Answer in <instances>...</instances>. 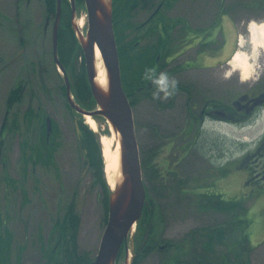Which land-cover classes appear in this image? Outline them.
I'll use <instances>...</instances> for the list:
<instances>
[{
  "label": "rangeland",
  "instance_id": "374dc122",
  "mask_svg": "<svg viewBox=\"0 0 264 264\" xmlns=\"http://www.w3.org/2000/svg\"><path fill=\"white\" fill-rule=\"evenodd\" d=\"M14 1L0 0V70H3L2 65L7 64L18 52L16 49L18 27L21 28V39L25 41L24 56L18 57L13 65H9V69L0 71V132L4 126L0 134V231L3 228L11 235L10 264H45L42 246L47 245L53 222L61 217L63 208L72 200L76 205V215L79 217V227L75 235L78 250L90 253L94 258L105 224L99 191L97 187H94L92 175L85 165L75 125L80 122L86 130L95 134L101 158L102 147L99 139L112 138L108 129L109 125L103 119L94 118L96 130L92 131L86 125L85 117L71 114L67 110L65 99L58 89L63 86V79L51 58L52 22H48L49 25L44 31V10L40 2L32 0L29 4L16 3L15 6ZM187 1L182 0L175 12L171 13V17L175 22L181 23L193 19L190 26L194 32L187 46H185L183 30L177 28L168 32L169 45L175 54L165 67V72L172 71L165 84L167 87L177 84L188 89L189 93L195 94L198 102L203 97L207 100L227 102L239 94L240 89L248 85L256 74L264 69V52H259L254 71L244 82L240 80L241 76L238 72H231L230 67L225 64L228 58L238 50L235 47L236 39H243V51L250 54L246 26L264 22V16L260 13L261 11L250 9V5L255 4L256 0H224V11L230 12L229 15L234 24L226 18L221 19V0H189L192 7L191 10L190 6L187 9L190 11L189 15L180 13L181 8H187L184 6H187ZM237 4H241V7L236 8ZM14 6L17 23L13 17ZM235 11L237 14L234 13ZM85 13L82 4L75 10L70 23V25L73 24L75 33L82 38H85L87 33ZM80 19H83L84 24L79 29L76 24ZM38 62H41L43 66L40 69L46 92H41L37 85L36 64ZM80 62L78 59L76 68ZM30 64L36 65L34 75L28 71ZM181 67L184 69H180ZM25 84L27 89L22 101L6 115L5 101L10 90ZM29 91L35 94L31 100V108H39L42 116L50 118L56 127L57 136L53 142L57 147L53 152L52 162L55 170L40 166L33 167L30 160L24 162L22 147L30 146L36 138L35 125L28 130L22 118L29 106L27 101ZM178 91L175 93L177 97L170 109L146 100L139 102L131 109L139 161L143 154L146 156L147 151L158 147L159 153L156 152L151 162L157 170L162 171L163 168L159 165L164 162L165 170L172 172L179 182L185 180L189 181L193 187L195 185L206 187L210 194L220 195L223 200H242L238 186L241 178L236 175L234 168L241 156L251 151L263 135L262 123L259 121L255 125L239 129L231 126H216L212 130L209 129L205 135L206 142L197 144L199 149L197 151L206 159L193 156L191 160L184 161L187 162L186 164L183 162L184 165L178 167L174 154L177 153L175 151L182 141L165 142L167 137L172 139L174 135L176 136L184 125L185 111L182 107L183 100L180 99L184 97L182 92ZM155 95L158 101H166L161 100L162 95L165 96L162 92L156 91ZM13 116H16L17 130L9 129ZM117 139L120 141L119 135ZM24 149L25 157H28L30 154L26 148ZM141 174L145 188L146 181L143 180L142 171ZM6 180L14 182V187H8ZM195 182L197 183L194 184ZM172 185L174 187V184ZM182 187L186 188L185 184ZM178 197L181 198L179 202L171 195L158 203L160 211L163 212V219L159 221L157 213L153 214L150 239L147 240L144 237L138 245L139 247L143 244L149 248L150 245L156 244L153 251L146 255L142 254L144 253L140 252L142 247L139 249L133 242L131 253V242L128 239L124 246V254L115 264H129L130 257L135 258L134 249L136 264H174L176 260L183 264H198V262L209 264L206 260L210 256H204L203 261L198 262L195 258H189L185 237L194 229L212 227L224 222L226 216L214 213L200 215L194 207H187L186 199ZM246 204L248 206L245 216L248 223L247 238L249 247L252 249L248 258L249 263L264 264V203L258 201ZM166 242L176 248L164 250L160 248ZM184 243L185 251L181 252L178 248ZM197 249L199 251V248ZM224 249V245H217L213 249L215 255L211 258L218 256L219 260V256L226 252Z\"/></svg>",
  "mask_w": 264,
  "mask_h": 264
},
{
  "label": "trees",
  "instance_id": "16d2710c",
  "mask_svg": "<svg viewBox=\"0 0 264 264\" xmlns=\"http://www.w3.org/2000/svg\"><path fill=\"white\" fill-rule=\"evenodd\" d=\"M32 0H17L18 4L28 3ZM41 3L44 10V24L46 21L54 22L56 12V0H36ZM76 6H82L83 0H75ZM112 7V28L115 38L119 69L121 77L122 90L128 99L131 109L143 100H156V91L165 93L166 95H173L175 90H179L190 96L188 89L182 88L180 85H172L167 87L166 80L171 72H165V67L168 61L175 54L173 48L170 47V39L168 29L164 31H148L144 35L140 32H134L129 25V11L127 8L128 0H111ZM65 6H64V4ZM67 0H61V13L58 33H57V58L59 64L64 68L67 78L70 79L71 93L79 109L85 111L94 110V101L91 98L88 83L86 81L84 60L81 49L78 46L75 38L74 31L70 25V4ZM134 35H137L135 38ZM148 37L147 42L144 40ZM137 40L140 43L136 44ZM81 62L76 68L77 60ZM180 69H184L181 67ZM64 87L60 88L61 96H65ZM23 95L21 94V86L15 87L10 90L6 99V107L10 108L13 105H18L22 101ZM159 106H164L160 101H157ZM67 110H68V106ZM71 114L73 111L69 109ZM33 112L24 117V126L33 128L34 118L40 121L39 116H34ZM11 127L9 129L17 130L16 116H13ZM38 123V122H37ZM36 138L33 144L23 148V157L25 163L30 160L33 167L40 166L45 169L53 168V152L56 150L54 141L57 136L56 127L52 124L49 137H46L44 129L39 131V126L35 125ZM80 133L78 140L79 148L83 153L85 165L88 167L92 175L94 187H97L100 196V203L103 212V223L106 224V217L108 211V200L110 192L103 176V162L100 155L98 142L95 134L86 130L85 127L79 122L77 124ZM26 148L28 157H25ZM157 149L148 151L146 156L141 153L140 167L143 173V180L145 182L146 200L143 207L142 215L136 224L135 235H133V244L138 247L143 238L150 239L152 232L153 214L156 212L158 220L163 219V212L160 211L159 202L164 201L172 195L176 197V201L183 197V200L188 201L187 207H194L197 213L201 214H224L226 220L220 224L208 227L194 229L189 232L185 237V243L188 248L189 258H195L196 262L202 260L204 256L207 258L209 264H250L249 256L252 249L249 247L247 236V202L244 200H223L220 195L210 194L208 189L207 193L196 194L195 202L191 201L189 191L181 190L184 185L183 182H178L173 173H168L167 179H161L160 169L157 170L155 165L151 162L155 158ZM177 182V183H176ZM8 187H14V182L6 180ZM171 184H174L171 186ZM177 185V186H176ZM177 189H175L176 187ZM178 186L180 188H178ZM182 187V188H181ZM177 195V196H176ZM75 204L70 201L63 208V214L60 218L56 219L51 226L48 242L46 246H42L43 258L45 264H91L93 257L90 253L80 252L77 247V230L79 227V217L76 215ZM185 243L179 245L181 252L185 251ZM224 245V254L216 258L214 250L217 245ZM138 248L142 254H149L153 251L156 244L150 245L149 248L142 246ZM11 235L2 228L0 231V264H10V251H11ZM44 248V249H43ZM137 248V249H138ZM164 249L176 248L171 243H165L162 247ZM160 248L158 250H160ZM199 248V251L198 249ZM162 250V251H163ZM236 253V254H234ZM124 254V245H122L116 262ZM134 257L131 264H136V252L134 249ZM174 264H183L176 260ZM185 264V263H184ZM202 264V262H198Z\"/></svg>",
  "mask_w": 264,
  "mask_h": 264
},
{
  "label": "flooded vegetation",
  "instance_id": "af4514ba",
  "mask_svg": "<svg viewBox=\"0 0 264 264\" xmlns=\"http://www.w3.org/2000/svg\"><path fill=\"white\" fill-rule=\"evenodd\" d=\"M128 1L129 2L127 4V8L130 9L128 13L130 16V19L128 22H129V25L132 31L136 33L140 32L144 35L148 31L159 32V31H164L168 29L167 31L169 32V31H174L178 28L185 32V35L183 36L185 46H187V44L191 42V36L194 31H192L190 24L193 19L185 20V21H182L181 23V22H175V20H173L174 18L171 17V13L175 12L178 4L181 3L182 0H128ZM30 2L31 1L25 4H29ZM73 2H74L75 10H77L76 4H75L76 1L73 0ZM14 3L16 6L17 0H15ZM221 4H222L221 13H220L221 19L223 18L224 20V18H226L230 21L231 24L232 23L234 24L233 19L229 15L230 12H227L226 10H225L226 12L224 11V7H223L224 0H221ZM184 6L187 8L186 9L181 8L182 10L180 13L189 15L190 11L187 9L189 6L191 7L190 1L188 0L187 6L186 5ZM235 6L236 8H239L241 7V4H237ZM250 6H251L250 9H253V11L254 9H256V11H261L260 13H262L264 16V0H256L255 4L250 5ZM191 9L192 7L190 8V10ZM14 10H15V15L13 17L16 16V7ZM70 11H71V6H70ZM236 12L237 11H235L234 13ZM71 14H72V11H71ZM71 14H70V23L72 20ZM250 19L254 20L253 18H249V20ZM48 22L49 21H46L45 24L43 25L44 31L47 29L48 27L47 25H49ZM15 23H17L16 17H15ZM16 33L18 35V39L16 41L17 42L16 49H18V52L12 59H10V61L7 64L2 65L4 68L3 70L9 69V65H13L15 61L18 59V57L24 56L25 49L23 47H24L25 41L21 39V36H20L21 28L20 27L16 29ZM51 33H52V24H51ZM134 36L135 38H137V35H134ZM147 40H148V37H146L144 42H147ZM139 43L140 41L137 40L136 44H139ZM51 57H52V54H51ZM52 63H53V60H52ZM36 65H37V68H36ZM36 65L34 66L30 64L28 67V71L32 75H34L35 68L37 69L36 79L38 82L37 83L38 88L41 92H46L45 90L46 87L44 85L45 82L42 79V70L40 69L43 66H41V62H38ZM3 70H0V71L3 72ZM66 76L68 77L67 74ZM199 83H205V82H199ZM69 84H70V79H69ZM62 87H64V82H63V86H61L60 88ZM60 88H58L59 92H60ZM26 89H27L26 84L21 86V94L23 96H24V93L26 92L25 91ZM176 91L178 90H175L173 95H166L165 93H163L165 94V96L162 95L161 100H166V101L165 102L160 101V102L163 105H165V108L167 109L171 108L173 101L177 97V95L175 94ZM70 92H71V86H70ZM182 94H183L184 99L183 98H180V99L183 100L182 107L184 108V111H185L183 128L181 131H179L176 134V136L174 135L172 139H170L171 137H167L165 139V142L167 141L169 143L170 141L173 143V141L175 140L177 142L180 140L182 141L181 145L177 147L175 151L177 153L174 154L176 158V163H177L176 165H178V167H181L182 165H184L185 163L184 161H188V159L191 160V158H194L195 156H198V157L200 156V158L204 160L206 159V157L203 158V156L199 154L198 152L199 149H197V144L206 142L205 135H207V132H209L208 131L209 129L212 130L216 126H221V127L231 126V127H235L239 129L244 126L255 125L259 121L262 123L264 127V69L260 70L256 74V77L253 78L252 81L248 83V85H244L240 89L239 94L235 95L234 98H232L231 100L227 102L226 101L218 102L216 100H210V99L207 100V99H204V97L202 98L200 102H198L195 94L190 93V96L188 97L185 93L182 92ZM34 95H35L34 92L32 91L28 92L27 101H29L30 107L28 106L27 110H25L22 118L24 120V117L26 115H29L30 112H33L35 114L34 115L35 117L38 115L40 121H37V119L34 118L35 120L33 121L34 122L33 125L39 126L38 132L42 131V129H44V132H45L46 131L45 121L47 117H44V115L42 116L39 108L37 109L31 108V102H32L31 100L33 99ZM64 99H65V96H64ZM146 101L150 102L149 100H146ZM157 101H158L157 99L152 100V103L154 102L155 105H158ZM65 102H66V99H65ZM14 106H18V105L15 104L10 108H7L5 105V114L8 115V112H11ZM3 128L4 126H2L1 128L0 134L2 133ZM51 128H52V121H51ZM155 148L157 149L156 152H158L159 148L158 147H155ZM165 164L166 163L163 162L159 165L160 167L163 168V169L161 168L162 171H160L161 176H162L161 179H167L168 173H172V172H168L167 170H165ZM234 171L236 172V175H239V177L241 178V181L238 186L242 194V200L247 201V202H258V201L260 202L261 201L264 203V132H263V135L257 140L256 144L251 149V151L245 152L241 156V159L239 160L237 165H235ZM183 183L185 184L187 188V189L185 188V191L186 190L189 191L188 195L191 201L193 202L196 201V199L194 198L196 194L207 193L206 187H200V186L198 187L196 185L195 187H193V185H190L189 181H185V180L183 181ZM196 183L197 182H195L194 184Z\"/></svg>",
  "mask_w": 264,
  "mask_h": 264
},
{
  "label": "water",
  "instance_id": "95a60500",
  "mask_svg": "<svg viewBox=\"0 0 264 264\" xmlns=\"http://www.w3.org/2000/svg\"><path fill=\"white\" fill-rule=\"evenodd\" d=\"M111 0H83L86 11V37L75 33L78 46H80L84 60L86 81L88 83L91 98L95 104V110L87 112L74 103L71 99L70 84L64 68L57 59V31L60 19L61 0H56L55 19L52 26V60L61 74L64 82L65 99L71 111L81 117L90 119H103L117 135L120 144L119 170L121 180L114 189H109L108 211L105 228L101 234L100 244L91 264H115L122 245L126 246L129 239L130 251H133L134 228L139 221L145 205L146 194L142 182L141 167L135 137V129L132 110L126 98L121 84L119 60L112 28ZM72 18L74 17V2L69 0ZM97 49L105 69L106 88L101 89L95 83L94 51ZM68 109V110H69ZM46 118L45 132L49 137L51 121ZM77 136L80 135L75 125ZM104 172V171H103ZM107 185V183H106ZM108 186V185H107ZM132 256L129 264L132 263Z\"/></svg>",
  "mask_w": 264,
  "mask_h": 264
},
{
  "label": "bare ground",
  "instance_id": "6f19581e",
  "mask_svg": "<svg viewBox=\"0 0 264 264\" xmlns=\"http://www.w3.org/2000/svg\"><path fill=\"white\" fill-rule=\"evenodd\" d=\"M83 19H80L77 27L80 29L83 26ZM248 27V44L250 48V54H246L243 51L244 44L243 39L239 40V50L233 53L229 60V67L231 72H238L241 76L242 82L247 81L254 71L255 62L258 59L259 52H264V22L259 24L251 23ZM94 69H95V83L101 88L106 87V75L105 69L102 66V61L99 55V51L95 49L94 51ZM85 123L90 128V130H96L95 122L89 117H85ZM112 138L102 137L100 140V145L102 147V160H103V171L105 182L110 189H114L115 185L121 180V174L119 170L120 163V144L118 141V135L110 129Z\"/></svg>",
  "mask_w": 264,
  "mask_h": 264
},
{
  "label": "crops",
  "instance_id": "0c3cea01",
  "mask_svg": "<svg viewBox=\"0 0 264 264\" xmlns=\"http://www.w3.org/2000/svg\"><path fill=\"white\" fill-rule=\"evenodd\" d=\"M234 50H235V48H234ZM234 50H233V51H234ZM233 51H232V53H233Z\"/></svg>",
  "mask_w": 264,
  "mask_h": 264
}]
</instances>
